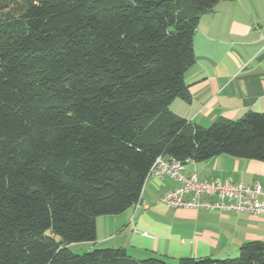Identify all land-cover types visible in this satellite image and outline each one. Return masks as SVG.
I'll list each match as a JSON object with an SVG mask.
<instances>
[{
    "label": "trees",
    "instance_id": "trees-1",
    "mask_svg": "<svg viewBox=\"0 0 264 264\" xmlns=\"http://www.w3.org/2000/svg\"><path fill=\"white\" fill-rule=\"evenodd\" d=\"M221 1L0 0V264H169L70 247L139 203L160 156L264 162V114L206 129L170 110ZM177 264H264V242Z\"/></svg>",
    "mask_w": 264,
    "mask_h": 264
},
{
    "label": "crops",
    "instance_id": "crops-1",
    "mask_svg": "<svg viewBox=\"0 0 264 264\" xmlns=\"http://www.w3.org/2000/svg\"><path fill=\"white\" fill-rule=\"evenodd\" d=\"M195 63L185 74L190 100L170 110L192 125L209 128L220 119L264 114V0H223L203 14L193 40ZM200 181L231 179L264 190V162L216 156L186 164ZM178 183L148 178L140 205L97 219V240L76 245L86 252L123 249L135 260L236 258L240 248L264 242V215L171 209L161 203ZM263 199V198H262ZM147 234V236H144Z\"/></svg>",
    "mask_w": 264,
    "mask_h": 264
},
{
    "label": "built area",
    "instance_id": "built-area-1",
    "mask_svg": "<svg viewBox=\"0 0 264 264\" xmlns=\"http://www.w3.org/2000/svg\"><path fill=\"white\" fill-rule=\"evenodd\" d=\"M191 162L184 164L171 156L155 160L148 178L168 177L178 183V187L162 196L160 201L166 207L264 215V190L260 184L249 186L231 179L200 181L196 173L185 174L186 164Z\"/></svg>",
    "mask_w": 264,
    "mask_h": 264
},
{
    "label": "rangeland",
    "instance_id": "rangeland-1",
    "mask_svg": "<svg viewBox=\"0 0 264 264\" xmlns=\"http://www.w3.org/2000/svg\"><path fill=\"white\" fill-rule=\"evenodd\" d=\"M57 240H59V238H57ZM71 251L76 254V255H83L84 253H86V250H84V247H76L75 245L70 247Z\"/></svg>",
    "mask_w": 264,
    "mask_h": 264
}]
</instances>
